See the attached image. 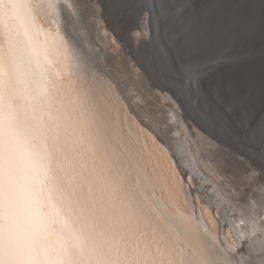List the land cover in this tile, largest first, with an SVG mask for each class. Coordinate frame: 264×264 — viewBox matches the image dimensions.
<instances>
[{
	"label": "snow or ice",
	"instance_id": "obj_1",
	"mask_svg": "<svg viewBox=\"0 0 264 264\" xmlns=\"http://www.w3.org/2000/svg\"><path fill=\"white\" fill-rule=\"evenodd\" d=\"M82 10L120 64L84 51ZM177 123L216 146L215 180ZM0 264H264V0H0Z\"/></svg>",
	"mask_w": 264,
	"mask_h": 264
},
{
	"label": "bare ground",
	"instance_id": "obj_2",
	"mask_svg": "<svg viewBox=\"0 0 264 264\" xmlns=\"http://www.w3.org/2000/svg\"><path fill=\"white\" fill-rule=\"evenodd\" d=\"M30 3L33 5L38 3H47L49 0H29ZM52 2L58 3L63 5L64 0H52ZM56 15V13L51 12L47 10L46 8H40L39 10H34L31 14L29 19L26 21L29 23L33 28V39L38 44H43L46 41L51 42L55 37V31L57 28V24L53 22V16ZM82 16H83V23H84V30L80 31V34L78 36V39L81 42V45L85 52H87L93 59V61L96 63L97 67L101 69H105L106 64H120L122 57L120 55L119 49L117 45L114 43L112 36L106 35L105 27L98 23L95 20H92L90 18V13L87 10H82ZM57 20L60 19L59 16L56 17ZM109 24H111V21H109ZM85 30L86 33L85 34ZM63 33V30L61 29V34ZM130 75L132 78L135 77L136 69L133 67H129L128 69ZM123 85L127 86L129 81L124 80L121 82ZM146 88H142L143 91L147 92L149 91L148 86L144 85ZM153 95L157 97L155 101V107L160 113H166L167 104L159 96V94L156 92H152ZM131 104V109L136 115H142V113L139 110V107L133 102L129 101ZM176 131L179 132V135H173L171 138L173 140H182L188 143L189 147L191 148V151L195 154L193 157V168H196L200 171L202 175L208 178L206 175V171H208V164L211 162L205 155H203L201 151L204 150L202 146L209 145L206 140L201 139V147L197 149L196 140L200 139L198 137V133L194 130L192 132L191 138L187 137L185 131L179 127V124L177 123ZM214 147L215 145H209ZM211 147V148H212ZM215 150L216 147H214ZM212 152V151H211ZM218 152V151H217ZM210 168V167H209ZM212 179V178H211ZM228 192V191H227ZM226 192V193H227ZM231 197V196H230ZM234 199V198H233ZM181 205H183V198H181ZM188 215H195L196 219L192 221L188 227L192 231H201L203 232V223L200 220L201 216V209L199 205L193 210L191 207V204H189L187 208ZM239 211L237 210V216H239ZM205 220H207V216L204 217ZM209 228H212L215 230V226L209 223ZM227 235V232L221 234L220 239L223 240L224 236ZM229 243L232 242V237L228 236Z\"/></svg>",
	"mask_w": 264,
	"mask_h": 264
},
{
	"label": "rangeland",
	"instance_id": "obj_3",
	"mask_svg": "<svg viewBox=\"0 0 264 264\" xmlns=\"http://www.w3.org/2000/svg\"><path fill=\"white\" fill-rule=\"evenodd\" d=\"M143 88H146V87L143 86ZM151 91L156 93L155 90H151ZM202 147L204 148V150L201 151V152H203L202 154L205 155L211 161L208 164V171H206V175L208 176L209 180H215L216 177L213 175V168H214V165H215L217 159L219 158V156L221 154L219 152H217L218 150H215L214 147H216V146L212 147V146L206 145V146H202ZM223 190H224V192L228 191L227 194L234 199H240V198H243V197L249 195L248 189L243 185H238L235 188H233L231 185H228Z\"/></svg>",
	"mask_w": 264,
	"mask_h": 264
},
{
	"label": "water",
	"instance_id": "obj_4",
	"mask_svg": "<svg viewBox=\"0 0 264 264\" xmlns=\"http://www.w3.org/2000/svg\"><path fill=\"white\" fill-rule=\"evenodd\" d=\"M255 46L258 47V44H259V38L257 37L256 40L253 42Z\"/></svg>",
	"mask_w": 264,
	"mask_h": 264
}]
</instances>
